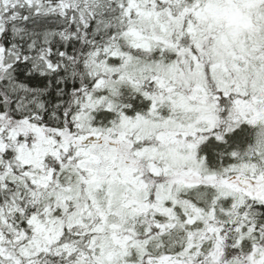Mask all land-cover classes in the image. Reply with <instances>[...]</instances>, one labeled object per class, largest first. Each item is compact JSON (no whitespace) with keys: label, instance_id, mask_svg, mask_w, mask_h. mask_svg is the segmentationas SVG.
<instances>
[{"label":"snow or ice","instance_id":"obj_1","mask_svg":"<svg viewBox=\"0 0 264 264\" xmlns=\"http://www.w3.org/2000/svg\"><path fill=\"white\" fill-rule=\"evenodd\" d=\"M0 264H264V0H0Z\"/></svg>","mask_w":264,"mask_h":264}]
</instances>
